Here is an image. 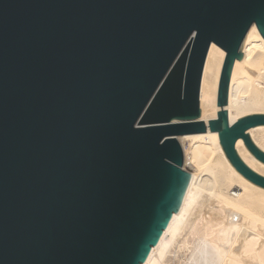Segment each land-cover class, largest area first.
Masks as SVG:
<instances>
[{"label":"water","instance_id":"obj_1","mask_svg":"<svg viewBox=\"0 0 264 264\" xmlns=\"http://www.w3.org/2000/svg\"><path fill=\"white\" fill-rule=\"evenodd\" d=\"M264 0H0V264H143L192 174L178 136L219 132L233 166L264 113L231 124L236 60ZM212 43L226 51L201 120Z\"/></svg>","mask_w":264,"mask_h":264},{"label":"bare ground","instance_id":"obj_2","mask_svg":"<svg viewBox=\"0 0 264 264\" xmlns=\"http://www.w3.org/2000/svg\"><path fill=\"white\" fill-rule=\"evenodd\" d=\"M235 62L226 110L231 124L264 113V37L256 24L249 29ZM226 51L212 43L201 84V120L220 111L217 104ZM264 150V125L248 130ZM187 164L194 168L182 206L174 213L159 243L143 264H264V187L242 175L221 145L219 132L178 136ZM189 142V148L185 143ZM189 145V144H188ZM188 147V146H187ZM236 148L253 170L264 175V162L240 138Z\"/></svg>","mask_w":264,"mask_h":264},{"label":"rangeland","instance_id":"obj_3","mask_svg":"<svg viewBox=\"0 0 264 264\" xmlns=\"http://www.w3.org/2000/svg\"><path fill=\"white\" fill-rule=\"evenodd\" d=\"M189 144V145H188ZM188 146V147H187ZM189 146H190V143L189 142H186L185 143V148L187 149V148H189ZM187 170H189V171H194V168L191 166V165H189V164H187Z\"/></svg>","mask_w":264,"mask_h":264}]
</instances>
